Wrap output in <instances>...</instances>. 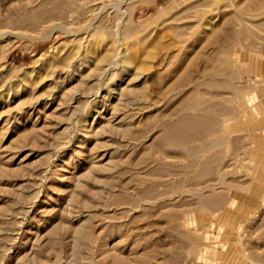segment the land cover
Listing matches in <instances>:
<instances>
[{
	"label": "rangeland",
	"instance_id": "obj_1",
	"mask_svg": "<svg viewBox=\"0 0 264 264\" xmlns=\"http://www.w3.org/2000/svg\"><path fill=\"white\" fill-rule=\"evenodd\" d=\"M0 264H264V0H0Z\"/></svg>",
	"mask_w": 264,
	"mask_h": 264
}]
</instances>
